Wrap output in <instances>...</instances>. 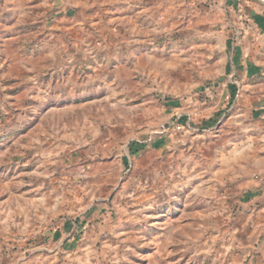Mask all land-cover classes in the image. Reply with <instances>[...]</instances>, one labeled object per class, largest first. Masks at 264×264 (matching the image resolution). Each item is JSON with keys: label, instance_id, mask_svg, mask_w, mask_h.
<instances>
[{"label": "rangeland", "instance_id": "obj_1", "mask_svg": "<svg viewBox=\"0 0 264 264\" xmlns=\"http://www.w3.org/2000/svg\"><path fill=\"white\" fill-rule=\"evenodd\" d=\"M255 8L0 14V264H264V117L230 67Z\"/></svg>", "mask_w": 264, "mask_h": 264}, {"label": "crops", "instance_id": "obj_2", "mask_svg": "<svg viewBox=\"0 0 264 264\" xmlns=\"http://www.w3.org/2000/svg\"><path fill=\"white\" fill-rule=\"evenodd\" d=\"M50 2L59 4L61 0H0V14L13 18V24H16L22 12L29 14L31 19L35 9L44 10ZM255 12L257 15L251 13L254 16V33L245 30L242 23L238 24L242 32L230 64L235 76L234 83L239 88L237 91H240V94L233 96L238 109L236 118L240 122L247 118L250 120V115L264 117V14L258 8H255ZM225 65L229 70V65Z\"/></svg>", "mask_w": 264, "mask_h": 264}]
</instances>
